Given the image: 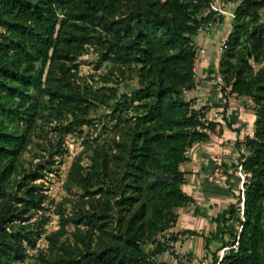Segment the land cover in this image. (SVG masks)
I'll return each instance as SVG.
<instances>
[{
  "label": "trees",
  "instance_id": "16d2710c",
  "mask_svg": "<svg viewBox=\"0 0 264 264\" xmlns=\"http://www.w3.org/2000/svg\"><path fill=\"white\" fill-rule=\"evenodd\" d=\"M213 1L0 0V264H153L159 237L197 234L175 228L196 204L185 190L187 152L221 124L190 95L198 29L214 17ZM232 28L216 75L219 115L230 126L236 96L252 102L256 119L240 157L246 180L213 253L217 262V251L237 241L219 264H264V0H239ZM92 50L95 68L108 70L102 81L117 84L107 92L83 80L81 58ZM135 79L133 91L119 92ZM101 106L112 139L85 137L65 184L81 195L59 203L60 227L46 235L44 213L37 217L49 199L44 180L67 154V137L96 128ZM37 138L34 163L25 156ZM44 236L48 246L32 262Z\"/></svg>",
  "mask_w": 264,
  "mask_h": 264
},
{
  "label": "rangeland",
  "instance_id": "374dc122",
  "mask_svg": "<svg viewBox=\"0 0 264 264\" xmlns=\"http://www.w3.org/2000/svg\"><path fill=\"white\" fill-rule=\"evenodd\" d=\"M232 25H233V21H232ZM204 34L205 35L203 34L200 35L206 36V34L208 33H204ZM221 40L219 39L216 48L217 51L214 54L215 60L218 61L217 64L219 63L220 60L219 58L221 57V54L219 52V44ZM202 47L206 48V45ZM96 61H97V55L96 52H94L93 50L91 51L90 54L81 58L80 69H81V74L83 75V80L87 81L89 84H92L96 89H103L106 92H107L106 88L109 87L115 88L117 84L105 83L104 81H102L101 77L105 75L108 70L105 66L97 70L95 68ZM137 85L138 82L136 79L129 83H122L121 85H119V89H120L119 92H125V91L131 92L137 87ZM192 98L193 97H191L190 95L187 96L188 100H191ZM232 98L234 97L231 96L230 101L232 100ZM194 99H195L194 101H197V98L195 96ZM200 99L197 101V107L198 106L209 107L208 119L221 121L220 122L221 124L218 125L216 134H212L210 142L206 143L205 145H203V143L196 144V148L198 147L197 150H194L193 148L187 152L190 161H192V159H199L200 158L199 154L201 152V156L205 160H208L209 162L207 161L208 164L205 166L208 171H204V169H201L202 168L201 165H196L195 167L194 166L186 167V169H189V171H186L187 173H191L196 176V177L194 176V179L196 178V181L194 183L198 186L197 189L195 190L197 196V197L195 196L197 206H192L190 208H187L183 210V213H185L188 216L186 218L187 220L189 219L193 220L194 224L195 223L197 224L193 226L194 228L190 226L191 230L192 229L194 231L196 230L199 233V235H202L204 238H207L208 236L212 235L213 231L214 233L216 231L215 230L216 218L219 217V219L221 220L228 216L229 207L236 201V198L234 196L239 195V190H240L239 188L242 187V183H243L242 179L239 178L238 176V172L231 167V163L233 162L234 158H236L238 150L237 148H232L230 142L237 141L240 137L246 138V136H252L254 134V122L256 119V115L252 107V102L247 99H243L242 100V105L244 109L243 111H246V114L242 116L243 118L242 119L240 118L241 116L240 114H242V112L240 113L238 111V117L236 118L235 121L232 120L234 119L232 117V114L231 115L229 114V116H227V119L230 126H228L226 121H224L223 119L221 120V116L219 115V113L223 111L224 101L220 105V102L216 97H213L212 98L213 101L210 100V103L207 100H200ZM109 112L110 110H108V108H106L105 106H101L97 111L92 113V116L96 117L95 120L96 128L91 127L88 129L85 126L83 127L81 134L77 133V134L69 135L67 137L66 139V145L68 148L67 154L64 155L62 159L60 157L56 158L58 159V161L53 167L54 170L49 172L48 177L46 178V180H44L45 191L49 195V199L47 201V205H46L47 208L45 212L39 213L37 217L40 216L41 218V216L44 213L45 215L44 218L47 219L46 235L50 234L51 232L57 231L60 227V216L57 213V208L59 203L63 202L66 197L72 198L74 197V195L77 196L81 195V192L75 188H72V193L71 191H68L65 184L66 181L68 180L69 172L73 162L82 153V151L85 150V145H84L85 137H89L90 141L97 140L102 144L107 143L108 140L112 139L111 132H106L105 128H103L104 125L103 123L107 121V114H109ZM231 131H233V133ZM237 131H239V134ZM235 132H237V134H234ZM231 135H237V136L230 138ZM50 137H52V139H56V132L50 133ZM38 140L39 139L37 138L34 142V145L32 146V153H29L25 156L26 160L30 161L31 159H33L35 154H37L36 151L42 150V148L39 146ZM201 144L204 146V148L203 146H201ZM195 153H197V156H194ZM43 154L47 155V152L44 151ZM33 160L34 163H38L40 162V157H36ZM84 161L85 162L83 163L86 164L87 159H85ZM218 161L229 164L226 168L227 171L229 170L230 175L227 173V171L225 173L224 165H223L224 163H222V165L220 166L221 167L220 171L216 170L217 167L216 164L218 163ZM194 163H198V162H194ZM197 170H199L198 173H195V171ZM221 171L224 172L222 173ZM227 174L229 180L227 179L228 177L225 176ZM231 176H234V178H232ZM232 181H235L234 183L236 187H234ZM65 204H69L68 205L69 209L67 210V214H69L70 203H65ZM198 209L199 212H203V213L207 212L208 214L210 213L211 215H213V219H215V221L213 222L212 219V221L206 222L205 219H203L204 218L203 215L198 213ZM35 218L33 220H35ZM212 223L213 224L215 223L214 227L212 226ZM218 224L220 225V221L218 222ZM45 236L44 239H41L39 245L40 247L38 249L29 251L30 260L32 262L35 261V256L37 255L38 251L44 248V246H48V240L46 239ZM187 239H189V237H185L184 235H182L180 248L188 254V259H189L188 264H191L193 260H197V259L200 262L205 253L212 254L219 247V245H215V243L213 242L211 244L212 247L210 248L211 250H213L211 252L210 249L207 250L205 248V244L202 243L203 242L202 238L195 237V241L198 240L199 242L202 243L201 249H203V250L199 249L200 250L199 253L201 254H199L200 256L199 255L196 256L195 254H190L191 252L186 250L187 248L184 245V243ZM151 248L153 247L150 246V249ZM18 264H25V263H18Z\"/></svg>",
  "mask_w": 264,
  "mask_h": 264
},
{
  "label": "crops",
  "instance_id": "0c3cea01",
  "mask_svg": "<svg viewBox=\"0 0 264 264\" xmlns=\"http://www.w3.org/2000/svg\"><path fill=\"white\" fill-rule=\"evenodd\" d=\"M229 25L231 27L232 20H230L229 18H226V19H224L223 25H222V27L220 29H213V30L207 32L208 34H206V36H203L205 34H203V35L199 34L198 35L197 42H198L199 46H201L200 47L201 49H205V52L203 53V57H202V63H201L202 64V73H203V76L205 77V81H204L205 83H204L202 89H200L199 91L194 90L190 94L191 96L199 97V99L201 98L200 100H207L209 103H210V100H212L213 97H216L219 100L220 105L223 103L224 98H223L222 93H221V88L218 85H216L215 82H214V79L217 77L216 75H217V70H218V64H217L218 61L215 60L214 54L217 51L216 48H217V44L219 42V39L221 40V38H223L224 36L227 35V32L229 30ZM204 45H206V48L202 47ZM232 97H234V98H232V100L230 101V106H229V110H228V116H229V114L230 115L232 114V117L234 118L232 120L235 121L236 118L238 117V111L240 113L242 112V114H240L241 115L240 118H242V116L244 114H246V111H243L244 110L243 109V105H242L243 98L239 99V98H237L235 96H232ZM218 105H219V103H218ZM220 116H221V120H222V115H220ZM231 132L233 133V131H231ZM237 132L239 134V131H237ZM237 132H235L234 134H237ZM225 133H226V131H225ZM226 135H227V133H226ZM231 136H230V138H233V137H236L237 135H231ZM205 144L206 143H203V145H205ZM203 145L201 144V146H203ZM203 148H204V146H203ZM197 149H198V147L196 148V146H195L194 150H197ZM194 156H197V153H195ZM199 157H200L199 159H192V161H190V159H189L188 162L183 164V168H184L185 172L189 171V169H186V167H189V166H194L195 167L196 165H201L202 166L201 169H204V171H208L205 166L208 164L209 161L205 160L201 156V152L199 154ZM194 162H198V163H194ZM222 163H224V162L218 161V163L216 164V166H217L216 170L220 171V168H221L220 166L222 165ZM223 165H224V171L226 173V171H227L226 167L229 164L224 163ZM198 171L199 170L195 171V173H198ZM224 171H221V172L223 173ZM227 173L230 175L229 170L227 171ZM228 174L225 175V176L228 177ZM194 176H195L194 174L186 172L187 184L185 185V190L190 195H192L195 198V196H196L195 190L197 189L198 186L194 183L196 181V178L194 179ZM231 177L234 178V176H231ZM227 179L229 180V177ZM234 182L235 181H232V184L235 187V183ZM193 206H197V205L194 204ZM198 213L203 215V217H204L203 219H205L206 222L212 221V219H213V215H211L210 213L208 214L207 212L206 213L199 212V209H198ZM187 217L188 216L185 213H183V211H181V216H180V219H179V223H178L177 227L175 228L176 231H180L182 228L191 229V227L194 228L193 226L197 225L196 223L194 224L193 220L189 219L190 216L188 218L189 220L186 219ZM223 219L220 220L219 217L216 218V221H215V219H213V222L214 221L216 222V226H215V230L216 231H215V233L213 231L212 235H210V236L207 235L208 236L207 238L213 239V242L215 243V245H219V246L221 245V242H222V235H221L222 231L221 230L223 228V221H224ZM219 221H220V225L218 224ZM185 222H186V225H185ZM214 225H215V223L214 224L212 223L213 227H214ZM195 232L197 234H193V235H189V236L186 235L185 236V237H189V239H187L185 241L184 245L187 248V249L186 248L185 249L188 250L189 252H191L190 254H195L196 256H198L199 254H201V253H199L200 252L199 249H201V244L202 243L205 244V248H206V238H204L202 235H199V233L196 230H195ZM195 237L202 238L203 242L201 243L198 240L195 241ZM213 242H211V244ZM211 244H210V248L212 247ZM201 250H203V249H201ZM162 258L165 260L166 259L165 255H162ZM198 262H199L198 259L197 260H193V262H191V264H197Z\"/></svg>",
  "mask_w": 264,
  "mask_h": 264
},
{
  "label": "built area",
  "instance_id": "2783aa9c",
  "mask_svg": "<svg viewBox=\"0 0 264 264\" xmlns=\"http://www.w3.org/2000/svg\"><path fill=\"white\" fill-rule=\"evenodd\" d=\"M239 5V0H214L212 4V13H214V17L207 23L202 22L198 29L199 34L207 33L213 29H220L223 25L224 19L229 18L234 21L236 15V9ZM205 15H207L205 13ZM204 15V16H205ZM232 25L229 28L227 35L224 36L219 44V52L222 54L228 47L227 39L232 32ZM204 49H200L198 51L197 59L194 64L193 72L196 81V91L202 89L205 81V77L202 73V57L204 53ZM216 85L221 88L222 81L220 78L216 77L214 79ZM197 100L199 99L196 97ZM228 116V112H227ZM245 137H240L237 141H231L230 145L232 148H237L238 153L236 158H234L231 163V167L234 168L238 172L239 178L242 179V182L246 180V172L243 169V166L240 162V157L242 154L247 153V148L244 144ZM238 142H240V146H238ZM242 183V187H243ZM234 239H232V242ZM159 242L161 243L162 252L160 255H153L151 260L153 264H188V254L180 248L181 239L175 240L171 235L166 234L165 236L159 237ZM238 242L235 241L232 245H226L217 251V262L216 257L212 253H205L202 257V260L197 264H219L220 261L226 256L232 249L237 251ZM162 255H165L166 259L162 258Z\"/></svg>",
  "mask_w": 264,
  "mask_h": 264
}]
</instances>
